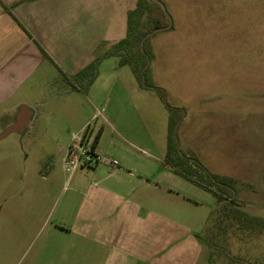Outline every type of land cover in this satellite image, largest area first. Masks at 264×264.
I'll list each match as a JSON object with an SVG mask.
<instances>
[{
  "label": "rangeland",
  "instance_id": "374dc122",
  "mask_svg": "<svg viewBox=\"0 0 264 264\" xmlns=\"http://www.w3.org/2000/svg\"><path fill=\"white\" fill-rule=\"evenodd\" d=\"M156 1L180 29L101 49L86 95L56 73L5 106L35 116L0 141V264H62L51 232L81 138L102 161L155 155L172 165L176 222L171 236L157 226V264H264V0ZM147 23L143 14L133 22L141 32ZM215 173L251 180L225 187Z\"/></svg>",
  "mask_w": 264,
  "mask_h": 264
},
{
  "label": "crops",
  "instance_id": "0c3cea01",
  "mask_svg": "<svg viewBox=\"0 0 264 264\" xmlns=\"http://www.w3.org/2000/svg\"><path fill=\"white\" fill-rule=\"evenodd\" d=\"M138 3L139 0H0V134L18 124L23 108L29 113L27 123L23 131L14 133L22 134L32 127V109L20 104L10 109L5 106L20 92L42 90L57 78L56 73L78 89L77 94L86 95L93 86L88 85L83 71L97 61L95 55L101 49L115 47L127 38L128 16ZM178 23L170 31L179 30L182 22ZM100 75L98 71L95 84ZM78 80L84 81L85 90ZM88 123L81 129L86 130ZM70 137L77 138L73 134ZM107 157L93 168L75 167L68 179L72 187H68L71 194L66 210L51 232L61 253L60 261L157 264V226L162 225L160 230L171 236L169 225L176 222L171 217L173 206L166 199V181L173 171L155 155ZM261 159L264 161V157ZM223 176L246 183L251 180L241 174Z\"/></svg>",
  "mask_w": 264,
  "mask_h": 264
},
{
  "label": "trees",
  "instance_id": "16d2710c",
  "mask_svg": "<svg viewBox=\"0 0 264 264\" xmlns=\"http://www.w3.org/2000/svg\"><path fill=\"white\" fill-rule=\"evenodd\" d=\"M5 9H7V8H5ZM166 12L167 11H165L164 7L159 2H157L156 0H139L137 8L134 11H132L131 13H129L128 36L123 42L125 43V42L130 41V40H132V42L135 41V32H138V31L140 33L138 36V41H139V40H142L145 37V35H147V34H153L157 31L168 30L169 28H172L171 19L169 18L168 13H166ZM10 14H11V12H10ZM141 14L145 15L147 18V21H148V23H147L148 28H147L146 32H141L133 24V22ZM40 50L42 51L44 56L48 57L43 49L40 48ZM91 67H92V65L87 67L83 71V74L86 75ZM87 132H88V129H86L84 136H86ZM93 148H95V147H93ZM168 155H172V153H169ZM179 156H181V155H179ZM169 165H171V164H169ZM171 167H172V165H171ZM176 172L179 173L180 175L186 177L184 174H182L177 169H176ZM212 176H213L212 179L215 180L216 185H223L226 187V186H233L234 183L239 182V181H237L233 178H230V177H225V176L223 177V176H219V175H212ZM215 194L217 195L218 199L221 200V198H222L221 194L220 193H215Z\"/></svg>",
  "mask_w": 264,
  "mask_h": 264
},
{
  "label": "built area",
  "instance_id": "2783aa9c",
  "mask_svg": "<svg viewBox=\"0 0 264 264\" xmlns=\"http://www.w3.org/2000/svg\"><path fill=\"white\" fill-rule=\"evenodd\" d=\"M86 144L87 142L85 141L84 138L80 139V143L78 144V150L81 151V155L78 154H74L73 155V149L74 146L72 145L71 149H70V159L66 162L67 165L69 164H73L74 167H77L79 165H81L82 163H84V165H97L100 162H102V158L99 155H96L95 152V148L88 150L86 148ZM110 164H116L117 161H108Z\"/></svg>",
  "mask_w": 264,
  "mask_h": 264
},
{
  "label": "water",
  "instance_id": "95a60500",
  "mask_svg": "<svg viewBox=\"0 0 264 264\" xmlns=\"http://www.w3.org/2000/svg\"><path fill=\"white\" fill-rule=\"evenodd\" d=\"M28 116H29V113H27L26 108H23L22 113L20 114L19 119H18V124L16 126L7 128L3 133H1L0 141L5 139L11 133L23 131V127L27 123Z\"/></svg>",
  "mask_w": 264,
  "mask_h": 264
}]
</instances>
